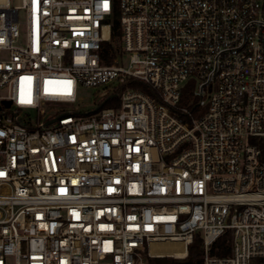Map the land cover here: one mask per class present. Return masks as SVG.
Returning <instances> with one entry per match:
<instances>
[{"label":"built area","instance_id":"1","mask_svg":"<svg viewBox=\"0 0 264 264\" xmlns=\"http://www.w3.org/2000/svg\"><path fill=\"white\" fill-rule=\"evenodd\" d=\"M196 233L203 264H264V0H0V264Z\"/></svg>","mask_w":264,"mask_h":264},{"label":"trees","instance_id":"2","mask_svg":"<svg viewBox=\"0 0 264 264\" xmlns=\"http://www.w3.org/2000/svg\"><path fill=\"white\" fill-rule=\"evenodd\" d=\"M118 27V20L115 19L114 30ZM194 84L190 82L182 92L181 104L188 106L191 111L197 110V100L193 97ZM110 104V103H109ZM108 103L106 105H109ZM229 233L222 236L214 244L212 253L226 255L230 252ZM203 239L200 233H196L193 242L188 246V254L183 260H176L174 257H154L146 255L147 264H203Z\"/></svg>","mask_w":264,"mask_h":264},{"label":"rangeland","instance_id":"3","mask_svg":"<svg viewBox=\"0 0 264 264\" xmlns=\"http://www.w3.org/2000/svg\"><path fill=\"white\" fill-rule=\"evenodd\" d=\"M21 17H22V14H21ZM95 92H96V89L93 87L84 86V85L80 86L78 95H77V102H75V105L80 107L82 111H89L93 109L94 108L93 105H95V103L98 102L97 100L98 96H96ZM146 255L144 256L145 260H146ZM148 256H151V255H148ZM174 259L183 260L182 258H174Z\"/></svg>","mask_w":264,"mask_h":264},{"label":"bare ground","instance_id":"4","mask_svg":"<svg viewBox=\"0 0 264 264\" xmlns=\"http://www.w3.org/2000/svg\"><path fill=\"white\" fill-rule=\"evenodd\" d=\"M151 254H172L171 256L181 258L186 256L187 251L181 242L156 243L153 244Z\"/></svg>","mask_w":264,"mask_h":264},{"label":"water","instance_id":"5","mask_svg":"<svg viewBox=\"0 0 264 264\" xmlns=\"http://www.w3.org/2000/svg\"><path fill=\"white\" fill-rule=\"evenodd\" d=\"M51 121H53V120H51ZM51 121H48L47 123H49V122H51Z\"/></svg>","mask_w":264,"mask_h":264}]
</instances>
